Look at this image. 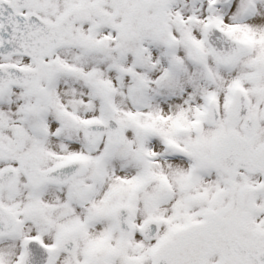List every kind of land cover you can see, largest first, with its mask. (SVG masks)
<instances>
[{
    "label": "snow or ice",
    "instance_id": "6c2138e0",
    "mask_svg": "<svg viewBox=\"0 0 264 264\" xmlns=\"http://www.w3.org/2000/svg\"><path fill=\"white\" fill-rule=\"evenodd\" d=\"M0 264H264V0H0Z\"/></svg>",
    "mask_w": 264,
    "mask_h": 264
}]
</instances>
